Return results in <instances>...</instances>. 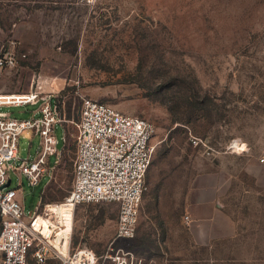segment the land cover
<instances>
[{
  "label": "rangeland",
  "instance_id": "rangeland-1",
  "mask_svg": "<svg viewBox=\"0 0 264 264\" xmlns=\"http://www.w3.org/2000/svg\"><path fill=\"white\" fill-rule=\"evenodd\" d=\"M3 50L26 58L0 72V94L53 93L66 121L54 129L61 158L49 157L50 175L31 185L10 174L26 218L41 202L40 210L52 206L72 252L121 248L141 264H187L178 218L192 226L194 202L210 203L195 209L218 217L206 229L213 246L192 249L191 264H264V0H0ZM87 98L155 127L137 234L113 245L117 205H79L73 221L60 205L72 188ZM33 108L2 110L25 118ZM236 139L247 151L227 153ZM39 149V136L24 132L20 159ZM48 218L39 211L35 222L45 236Z\"/></svg>",
  "mask_w": 264,
  "mask_h": 264
},
{
  "label": "built area",
  "instance_id": "built-area-1",
  "mask_svg": "<svg viewBox=\"0 0 264 264\" xmlns=\"http://www.w3.org/2000/svg\"><path fill=\"white\" fill-rule=\"evenodd\" d=\"M10 51L0 53V72L14 69L19 59ZM36 106L29 118L14 117L3 111L7 107ZM57 96L53 93L33 89L27 93L0 94V262L1 264H141L134 254L121 248L111 249L112 253L99 257L89 248L70 250V233L61 237L58 246L52 243L36 228L39 211L48 212L51 239L62 232L63 222L57 213L48 211L50 205L26 218L20 188L10 185V174L25 176L31 185L39 183L50 175L49 157L61 158L57 149L58 140L54 135L57 124L64 125ZM32 132L40 138V149L33 160L20 159L19 143L22 134ZM155 133L153 123L137 116L120 113L115 108L87 98L83 101L77 125L76 158L72 188L60 205L73 211L79 205L115 204L118 219L113 244L131 240L137 234L139 208L147 189V174L154 156L152 143ZM67 138V136H66ZM67 140V139H66ZM194 146H206L199 138H192ZM230 154H243L247 144L233 140L225 147ZM19 161H21L19 163ZM59 164V163H58ZM12 184V179H11ZM186 220H189L186 217ZM67 245V251L60 248Z\"/></svg>",
  "mask_w": 264,
  "mask_h": 264
},
{
  "label": "crops",
  "instance_id": "crops-1",
  "mask_svg": "<svg viewBox=\"0 0 264 264\" xmlns=\"http://www.w3.org/2000/svg\"><path fill=\"white\" fill-rule=\"evenodd\" d=\"M9 93H12V92H9ZM2 94H6V93H2ZM31 107H35V108H33L30 111L29 116L25 117V118H29L30 116H32L33 111L37 109L36 106H31ZM195 201H197V200H195ZM193 205L195 207L196 206L197 207L211 206L210 203L202 205L198 202H194ZM195 207L192 208V226L190 225L191 220L190 221L186 220V217L178 218V222H177L178 225L180 226V229H182L180 231L181 233L178 234L179 239H180L179 243H182V245L179 246V248H180L179 256H181V259H182L181 262H184L187 264L192 263V249H197V248L204 249L205 247L209 248V249L212 248V246H213L212 240L213 239L211 236L209 238H206L208 233H209L206 231V229L209 228V224L211 222L212 223H214V221L218 222L217 216L215 218L214 216H211V215H197ZM232 239H233V237H232ZM208 240H209V243L207 242ZM185 242H186V244H185Z\"/></svg>",
  "mask_w": 264,
  "mask_h": 264
},
{
  "label": "bare ground",
  "instance_id": "bare-ground-1",
  "mask_svg": "<svg viewBox=\"0 0 264 264\" xmlns=\"http://www.w3.org/2000/svg\"><path fill=\"white\" fill-rule=\"evenodd\" d=\"M38 218V217H37ZM37 218H36V221H37ZM42 228V226H39ZM38 227V228H39ZM37 228V227H36ZM44 232V231H43ZM48 236H46L52 243H54L56 246H58L59 242H60V239H61V233L58 235V237L55 239V240H52L51 237H52V234H51V229L48 231ZM59 247V246H58ZM62 250V248H60ZM63 251V250H62ZM63 252H66V251H63Z\"/></svg>",
  "mask_w": 264,
  "mask_h": 264
},
{
  "label": "water",
  "instance_id": "water-1",
  "mask_svg": "<svg viewBox=\"0 0 264 264\" xmlns=\"http://www.w3.org/2000/svg\"><path fill=\"white\" fill-rule=\"evenodd\" d=\"M11 185V179H9V181L7 182V184L5 185V187H9Z\"/></svg>",
  "mask_w": 264,
  "mask_h": 264
},
{
  "label": "trees",
  "instance_id": "trees-1",
  "mask_svg": "<svg viewBox=\"0 0 264 264\" xmlns=\"http://www.w3.org/2000/svg\"><path fill=\"white\" fill-rule=\"evenodd\" d=\"M59 103V102H58ZM59 110H60V113H61V107L59 106ZM62 116V115H61Z\"/></svg>",
  "mask_w": 264,
  "mask_h": 264
}]
</instances>
